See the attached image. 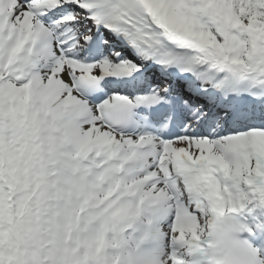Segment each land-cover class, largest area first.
Segmentation results:
<instances>
[{"label": "snow or ice", "instance_id": "1", "mask_svg": "<svg viewBox=\"0 0 264 264\" xmlns=\"http://www.w3.org/2000/svg\"><path fill=\"white\" fill-rule=\"evenodd\" d=\"M0 264H264V0H0Z\"/></svg>", "mask_w": 264, "mask_h": 264}]
</instances>
